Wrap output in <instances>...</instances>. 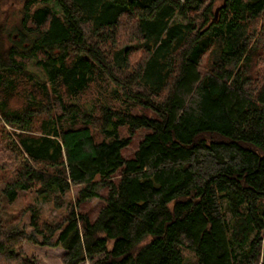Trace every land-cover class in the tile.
Masks as SVG:
<instances>
[{
    "label": "trees",
    "instance_id": "obj_1",
    "mask_svg": "<svg viewBox=\"0 0 264 264\" xmlns=\"http://www.w3.org/2000/svg\"><path fill=\"white\" fill-rule=\"evenodd\" d=\"M215 1L24 0L19 42L0 28V137L15 161L2 199L57 192L60 206L79 188L60 222L32 212L39 241L20 216L0 222V264H36L26 242L60 247L62 264H184L181 248L196 264H264V0H221L214 21ZM130 21L137 40L119 43ZM92 84L105 88L89 109L76 102Z\"/></svg>",
    "mask_w": 264,
    "mask_h": 264
},
{
    "label": "rangeland",
    "instance_id": "obj_2",
    "mask_svg": "<svg viewBox=\"0 0 264 264\" xmlns=\"http://www.w3.org/2000/svg\"><path fill=\"white\" fill-rule=\"evenodd\" d=\"M24 0H0V28L2 30L4 36V43L6 45H16V42H19V35L22 31L21 29V19H22V6ZM68 2V0H67ZM221 0H216L214 3V7H218L221 4ZM218 18V17H217ZM216 18V19H217ZM135 21H130L129 28L130 31H120L117 34V40L119 43L124 42L128 37L126 34L128 33L129 37L135 42L137 40V36L135 35L134 29ZM261 25L264 26V15L257 23V29L261 28ZM85 37L89 36V26H83ZM264 28V27H263ZM264 30V29H263ZM260 34V30L256 32V36ZM264 35V33H263ZM259 37H256L252 44L255 45L259 42ZM262 57L258 62H260L261 66L264 67V52H261ZM144 56L142 53L135 54L133 59L138 63L142 60ZM29 70L38 75L39 79H42V75L39 70L34 67L32 64H29ZM25 83V81H23ZM26 85V84H25ZM30 84H27L26 87H30ZM109 85V84H108ZM95 85H91V89L85 94L81 95V97L76 102L77 104L84 106L86 108L91 109L94 105H96L95 101L98 98H101L104 93V86L101 89L96 90ZM109 89H116V87L112 84L109 85ZM19 98L16 106H20L22 104V100ZM116 101V100H115ZM115 107L122 111H127L132 115H147L149 117H153L152 113L147 112L141 106L133 103L132 101H116ZM3 125L0 122V131L3 130ZM5 129L12 133L13 129L10 127H5ZM147 133L145 130H138L134 136H132V141L128 148H126L122 155L124 158H131L134 152L137 149L139 142L142 140L144 135ZM117 135L121 138H127L129 136L128 127H119L117 131ZM101 137H99L100 139ZM14 157L12 152L5 147V140L0 137V169L5 167L7 170H13L15 168ZM78 187H72L70 192L66 194L62 200L60 206H57L58 200H56L57 192L54 195L49 196H38L33 190L29 192H18V197L13 203H4L2 199V186L0 184V222H11L16 217L20 216V229L24 230L28 235H33L37 241L40 240V237L34 235L32 226L30 224V219L32 212H34L41 223H50L56 224L60 222L65 215L67 214L71 205L74 204ZM100 194L103 192L99 191ZM101 200L98 198L92 199L84 202L81 205V210L83 213L88 214L91 217H95L102 206ZM225 202H223V205ZM227 219H229V214L226 215ZM244 249V248H243ZM237 251H241L242 249L236 248ZM23 257L26 259L36 263V264H62L61 258L65 253L63 249L60 247H49L42 246L33 242H26L18 250ZM181 253L183 254L184 264H196V258L194 254L185 249L181 248ZM82 264H89L88 262Z\"/></svg>",
    "mask_w": 264,
    "mask_h": 264
},
{
    "label": "water",
    "instance_id": "obj_3",
    "mask_svg": "<svg viewBox=\"0 0 264 264\" xmlns=\"http://www.w3.org/2000/svg\"><path fill=\"white\" fill-rule=\"evenodd\" d=\"M225 4V1H223V5ZM222 5V6H223ZM220 6L219 7H217L216 9H215V13H214V21L216 20V18H217V14H218V11L220 10Z\"/></svg>",
    "mask_w": 264,
    "mask_h": 264
}]
</instances>
